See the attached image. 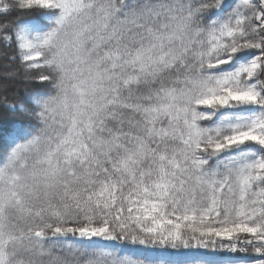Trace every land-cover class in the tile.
<instances>
[{"label":"snow or ice","instance_id":"obj_1","mask_svg":"<svg viewBox=\"0 0 264 264\" xmlns=\"http://www.w3.org/2000/svg\"><path fill=\"white\" fill-rule=\"evenodd\" d=\"M0 264H264V0H0Z\"/></svg>","mask_w":264,"mask_h":264}]
</instances>
